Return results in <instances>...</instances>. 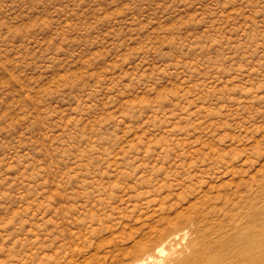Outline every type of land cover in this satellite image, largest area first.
<instances>
[{"label":"rangeland","instance_id":"rangeland-1","mask_svg":"<svg viewBox=\"0 0 264 264\" xmlns=\"http://www.w3.org/2000/svg\"><path fill=\"white\" fill-rule=\"evenodd\" d=\"M261 173L264 0H0V264L158 257Z\"/></svg>","mask_w":264,"mask_h":264},{"label":"bare ground","instance_id":"bare-ground-1","mask_svg":"<svg viewBox=\"0 0 264 264\" xmlns=\"http://www.w3.org/2000/svg\"><path fill=\"white\" fill-rule=\"evenodd\" d=\"M262 175L245 192H236L237 203L227 199L220 205L210 200L213 204L201 211L200 216L188 219L189 226L185 224L164 235L155 247L160 256L145 251L142 258L130 264H164L167 247L172 251L171 264H264Z\"/></svg>","mask_w":264,"mask_h":264}]
</instances>
